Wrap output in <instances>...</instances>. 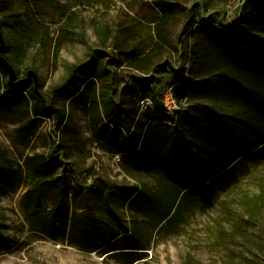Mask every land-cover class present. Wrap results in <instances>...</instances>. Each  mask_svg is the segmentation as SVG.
Wrapping results in <instances>:
<instances>
[{"label": "rangeland", "instance_id": "obj_1", "mask_svg": "<svg viewBox=\"0 0 264 264\" xmlns=\"http://www.w3.org/2000/svg\"><path fill=\"white\" fill-rule=\"evenodd\" d=\"M243 4L244 0L228 4L3 0L4 55L12 56L20 42L19 23L42 37L45 46H30L18 67L17 79L26 78L29 70L37 75V100L29 101L28 113L13 106L0 89V156L24 171L26 164L35 163L34 156H43L56 167L52 176L68 181L59 194L51 189L39 199L23 184L0 195V264H264V53L245 57L242 70L250 82L245 88L248 96L224 98L202 81L231 85L227 75L232 65L218 50L203 44L207 58L203 75L191 69L189 75L184 73L189 76L183 85L189 102L174 132L180 143L171 142L165 152L167 158L175 156L173 168L160 166V154L153 148L137 152L147 153L148 165L138 162V155L123 161L121 154L112 153L123 135L108 119L120 106L128 121L137 120L138 88L146 87L157 100L173 73L188 70L195 24L202 18L218 25L234 23L249 12ZM160 6L172 11L165 32L167 45L147 70H136L121 51L153 48L156 26L149 20L160 14ZM250 22L247 26L253 27ZM50 39L55 47L49 46ZM260 39L264 47V32ZM92 60L70 85L59 89L71 67ZM89 81L93 85L85 87ZM27 85L28 93H33V80ZM241 98L261 113V119L255 120L259 116ZM45 107L56 109L60 117L42 114ZM28 123L29 131L22 132ZM253 126L261 128L262 136ZM169 139L167 135L165 143ZM258 142L262 146L254 149ZM130 194L134 200L129 203ZM64 200L70 214H93L118 232V238L132 237L143 249H128L133 247L123 243L107 254L82 253L68 243L61 229L38 231L28 207L38 203L47 212Z\"/></svg>", "mask_w": 264, "mask_h": 264}, {"label": "trees", "instance_id": "obj_2", "mask_svg": "<svg viewBox=\"0 0 264 264\" xmlns=\"http://www.w3.org/2000/svg\"><path fill=\"white\" fill-rule=\"evenodd\" d=\"M211 1L215 2V0ZM216 1L218 3L228 4L232 0ZM2 5L3 0H0V7ZM243 8L249 12L234 23L218 25L210 18H202L200 22L195 24L190 34V37L193 38L195 44H193L188 51V60L186 62L188 70H183L182 73L176 71L173 73L172 77L174 81L168 83L169 86H173L175 98L179 103L185 102L188 104L189 102L188 88L183 86L184 83L189 80V76H185L184 73L189 75L191 69L192 71L203 75L202 70L207 62L206 51L203 46L204 43L211 46L213 49L218 50L220 54L229 59L228 61L231 63L229 64L232 65V67L229 68L227 75L231 85H224L221 80H219V82L218 80L209 82L210 80L206 79V81L202 82L213 85L216 90L226 96L224 98L232 97V99H235L240 93H242V98L248 96L249 93L247 94L245 88H247L246 86H248V83L250 82L246 79L242 66L246 55H254L255 57L259 56L258 54L264 53V47L262 44L263 39H260V35L264 32V0H244ZM159 9L160 14L158 16H152L149 20L156 26L157 42L154 44L153 48L147 52L138 50L137 48L130 49L129 51H121L122 54H125L126 61L136 70H147L163 51L164 46L167 45L165 32L170 23L169 21L171 19L172 11L170 6H160ZM251 20V25L254 28L247 26L251 23ZM17 27V34L20 37V42L15 48L14 53L12 56H6L4 55L5 49L2 53L15 69L16 74L18 67L24 64L30 46H45V41L42 37L34 35L30 27L20 23ZM255 30L259 33L255 34ZM50 44L51 47H55V44L54 42L52 44L51 39L49 40V46ZM58 48L59 47L57 46V49L55 48V50H58ZM119 48L123 50L124 46L120 44ZM91 63H94L93 60L92 62L87 61L80 66L71 67L68 78L59 89L70 85L75 74L77 72H83ZM242 78L245 79L244 83L241 82ZM239 83L241 84L240 88ZM27 84L28 83L22 85L18 89H10L6 83V74L0 67V89L3 91L2 96L7 97V99L11 101L10 103L17 107L21 112H27L29 110L30 100H37V94L34 91L33 93H28ZM91 85H93V82L91 81L84 83L85 87H90ZM255 93L257 94V92ZM136 97L138 103L140 99L151 97L154 101V105L151 109L142 112L138 105V119L136 120L135 118H132L130 121H128V116L126 115L124 108H121L120 106L115 107L116 113L108 116V119L109 123L117 128L116 131L123 135V141L121 144H118L115 149L111 150L112 153L121 154L122 160L124 161L127 157H135V155L141 153L144 148H146L147 153L150 151V148H153L160 154V166L165 167L171 165L170 167L173 168L172 162L176 160V158L175 156L167 158L165 152L169 148L171 142L178 141L179 138L174 137V132L177 130L176 126L178 125L179 120L186 115L187 109L184 108L182 112L178 113L177 117L166 115L163 112L159 100H156L153 96L149 95L146 87L138 88L136 91ZM242 104H249L251 106V112L254 116H259V118L255 120L261 119V113L252 110V104ZM92 105L98 109L97 100H94ZM41 111L42 114L53 112L55 117L56 114L57 118L60 117L56 112V109H52V107H45ZM139 117L143 120L142 123L139 122ZM255 120L253 121L254 123ZM28 126L29 123L22 126V132L29 131L30 128ZM205 127H207V125H205ZM253 128L261 130L260 127L253 126ZM167 135H170V139L166 144L165 138L167 139ZM136 136L138 137L134 139ZM260 136H262V130ZM258 144L259 142L254 146V149L262 146ZM161 146L162 148H160ZM261 148L263 147H260V149ZM138 150L139 153H137ZM147 153L146 156L143 154L142 156L138 155V157L136 156L137 158H135L138 162L142 161L145 165H148L149 163L146 162L149 160ZM33 160L35 163L31 166L26 164V169L24 171L20 167L15 169L9 162L3 161L0 156V195L12 192L15 187L20 184L28 186V193L37 196L38 199L41 198L42 194L45 196L51 189H53L55 195L61 192L62 186L67 184L68 180L66 177L59 176L54 178L52 172L56 170V167L43 156L36 155ZM136 191V188L132 189V192ZM132 200H134V196L132 197V194H130L126 198V202L130 203ZM176 209L177 207L172 209L174 210L173 213H175ZM28 212L31 217L30 219L34 223V227L38 231L45 232L49 229H61L62 233L67 236L68 243L75 246L82 253L100 251L101 253L107 254L111 251H115V247H120L123 243L128 247H133L128 249H143L139 248L141 246H138L136 240L132 237L124 236L118 238V232L100 223L93 214L86 211L80 214L77 212L70 214L66 200L58 202L57 205L55 204L54 209L47 212L44 211L38 203L31 204L28 207ZM169 215L162 220L160 223L161 227H163L169 220Z\"/></svg>", "mask_w": 264, "mask_h": 264}, {"label": "built area", "instance_id": "obj_3", "mask_svg": "<svg viewBox=\"0 0 264 264\" xmlns=\"http://www.w3.org/2000/svg\"><path fill=\"white\" fill-rule=\"evenodd\" d=\"M173 81L174 79L172 78L170 82ZM158 100L163 108V112L170 117H177L178 113L182 112L186 105L185 102L179 103L177 101L174 95L173 86H169L168 84L160 92ZM153 103L154 101L151 97L140 99L138 103L140 111L142 112L144 110L151 109L154 105Z\"/></svg>", "mask_w": 264, "mask_h": 264}, {"label": "water", "instance_id": "obj_4", "mask_svg": "<svg viewBox=\"0 0 264 264\" xmlns=\"http://www.w3.org/2000/svg\"><path fill=\"white\" fill-rule=\"evenodd\" d=\"M5 49V43L2 38L1 32H0V67L4 71V73L7 75V86L14 90L18 89L22 85L30 82V80H33L34 83V92L38 95L36 88H37V75L33 70H29L26 74V78L24 79H17V74L15 69L12 67L10 62L3 56V51Z\"/></svg>", "mask_w": 264, "mask_h": 264}]
</instances>
